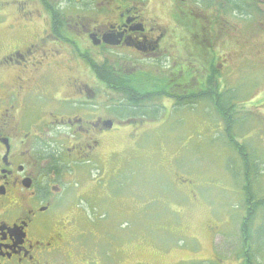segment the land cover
Segmentation results:
<instances>
[{"label": "flooded vegetation", "instance_id": "obj_1", "mask_svg": "<svg viewBox=\"0 0 264 264\" xmlns=\"http://www.w3.org/2000/svg\"><path fill=\"white\" fill-rule=\"evenodd\" d=\"M176 112L218 118L219 138L247 150L249 193L218 219H241L252 251L263 241L249 139L264 148V0H0V264H80V173L105 170L112 135L157 132ZM89 176L100 204L111 179Z\"/></svg>", "mask_w": 264, "mask_h": 264}, {"label": "rangeland", "instance_id": "obj_2", "mask_svg": "<svg viewBox=\"0 0 264 264\" xmlns=\"http://www.w3.org/2000/svg\"><path fill=\"white\" fill-rule=\"evenodd\" d=\"M31 4L35 12L39 4ZM182 115L176 112L174 119H161V128L154 133L112 135V142L104 148L111 157L105 170L101 163L98 171L89 164L80 173L79 191L88 197L78 207L84 221L78 227L84 234L75 235L80 264H84L85 253L95 264H138L132 260H141V264H264V148L254 137L249 139L256 147L250 157L252 173L257 175L251 176L257 185L250 192L261 206L253 238L263 240L261 244L252 241L254 261L249 263L244 256L249 244L241 241V219L234 224L218 219L240 212L241 195L245 189L249 193L240 186L246 169L239 149L219 138L218 118L186 116L188 122L183 123ZM242 130L247 135L248 127ZM241 135L238 139L242 141ZM89 173L99 180L103 175L111 179L100 184L106 190V200L100 204L89 200ZM191 186L199 196L193 203L187 190ZM68 201L74 205V199ZM68 212H74L73 206ZM216 221L223 225L220 231L204 226V222ZM74 232L78 234L72 225L71 236ZM121 247H126L127 263H119L125 259Z\"/></svg>", "mask_w": 264, "mask_h": 264}, {"label": "trees", "instance_id": "obj_3", "mask_svg": "<svg viewBox=\"0 0 264 264\" xmlns=\"http://www.w3.org/2000/svg\"><path fill=\"white\" fill-rule=\"evenodd\" d=\"M246 151H247L246 149H239L240 155H243ZM241 158H242V157H241ZM245 163H246V162H245ZM244 242H245V244H246V243H247V244L250 243V241H249V242H248V241H244ZM251 242H252V241H251ZM260 244H261V241H260ZM261 246H264V244H262ZM244 256L247 257L249 263H252V261H254V260H253V255L251 254L250 250L246 251Z\"/></svg>", "mask_w": 264, "mask_h": 264}]
</instances>
